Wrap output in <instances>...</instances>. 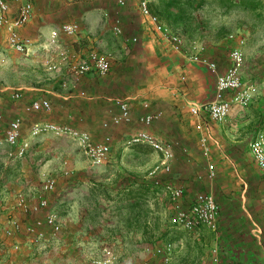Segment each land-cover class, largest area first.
<instances>
[{
	"label": "crops",
	"instance_id": "0c3cea01",
	"mask_svg": "<svg viewBox=\"0 0 264 264\" xmlns=\"http://www.w3.org/2000/svg\"><path fill=\"white\" fill-rule=\"evenodd\" d=\"M118 1L24 0V3H31L33 13L30 21L19 32L23 36L34 37L35 42L41 36L47 38L49 31L60 23H77L80 30L78 35L67 39L74 42L72 48L78 51L77 54L82 46L87 48V55L94 46H114L111 31L114 21L119 20L122 34L113 35L123 55L112 59L108 56L110 72L103 77L89 73L77 84L72 80L63 82L62 86L69 89L67 95L61 96L65 100V121L92 137L94 127L103 128L104 123L110 122L111 117L118 114L115 102L127 100L131 122L119 126L109 125L112 144L125 141L138 131H146L157 140L169 144L173 160L167 180L183 188L180 205L186 208L198 193H210L219 206V224L215 232L205 228L185 231L170 225L158 234L155 233L152 213L148 212L153 199L150 197L152 189H148L146 182L134 177V181L127 182L121 177L120 183L116 185L118 197L106 198L96 189L91 194L79 196L75 187L79 183L87 185L86 180L79 181L81 177H78L75 181L72 177L66 183L69 186L66 195L69 197L65 199V206L60 205L62 199L56 193L45 195L50 199L51 209H65L66 216L62 222L67 228L65 235L71 241L68 247L70 252L73 253V248L80 246L77 247L80 253L90 245L88 241L102 236L98 229L94 230L93 226L88 225L89 218L94 220V215L105 217L103 210H107L104 207L113 206L116 210L114 215L119 217V221L115 230L111 231L113 234L107 237L110 236L117 243L137 238L139 243L143 242L146 246L158 234L156 238L160 237V245L171 241L174 245L169 264H264V170L259 169L252 160L248 147L258 132H264V0L257 1L256 10H250L245 0H235L232 6H219L220 14L230 16L227 21L221 25L216 23L215 26L201 17L200 10L204 6L193 12L195 3L183 6L184 0H181L179 6L171 7L168 5L169 0H150L151 15L182 36L184 47L179 51L170 47L153 30L152 22L142 16L138 7L141 0H121L123 5L120 6ZM9 5L10 15L14 17L19 6ZM196 13H200V17H196ZM249 13L254 15L252 22L247 19ZM255 29L258 30L257 36ZM231 34L234 35L233 40L228 38ZM0 38L6 42L4 31H0ZM133 38L136 39L135 43L131 41ZM240 40L244 54L241 77L244 82L248 81L257 87L254 101L247 107L233 105L221 123L211 121L204 111L199 116L192 115L191 107L204 104L213 97L214 75L205 67L192 63L189 57L195 51L186 47L205 46L201 55L216 64L218 73H223L230 64V49L238 46ZM126 43L133 46L131 51H124ZM249 45L258 47L255 58L263 57L257 59L258 63L253 65L251 71L247 61ZM247 76L249 80L245 79ZM9 90L0 88V126L4 128L15 118H22L19 141L23 138L25 128L29 131L30 126L41 121L42 116H45L42 120L61 121L52 115L46 119L47 114L44 113H24L26 105L41 99L36 89H25L18 101L11 99L12 92ZM148 113L159 114V117L150 126H144L138 119ZM203 137L207 139V155H204L200 144ZM93 139L100 141L102 136ZM130 152L135 159L144 155L137 148ZM5 159H8L6 155ZM209 164L213 166V178L208 176ZM30 169V166L23 168L0 159V206L12 204L11 208L20 221L21 211L14 208V187L18 188L17 192L25 191L34 196L40 188L36 175L32 176ZM133 171L140 174L142 169L135 167ZM69 174L65 172L66 176ZM129 189L141 195L126 194ZM8 195L13 196L11 198ZM29 216L24 225L42 219L44 212ZM172 228L175 230L172 231ZM214 256L218 259L217 263L212 261Z\"/></svg>",
	"mask_w": 264,
	"mask_h": 264
},
{
	"label": "built area",
	"instance_id": "2783aa9c",
	"mask_svg": "<svg viewBox=\"0 0 264 264\" xmlns=\"http://www.w3.org/2000/svg\"><path fill=\"white\" fill-rule=\"evenodd\" d=\"M150 0H141L139 2V11L144 18L150 20L153 24V30L158 33L170 47L180 50L184 47L181 35L173 32L170 28L156 20L151 15L149 9ZM118 5H123L122 1H118ZM33 7L31 3L20 4L14 17L10 15V5L6 0H0V31L6 33V44L8 48L19 55L27 56L34 47V41L30 37L23 36L19 30L24 27L31 19ZM77 23H62L51 29L45 42V50L56 56V62H46V71L50 73L60 72L64 69V74L77 84L81 79L89 73H94L100 77L106 76L110 72V61L107 56L100 54L95 50H91L83 59H77L70 54L65 48L63 39L75 37L79 33ZM114 35H121L122 30L119 20L114 21L112 28ZM229 40L234 39V35H229ZM133 43L136 39L131 40ZM242 40L238 42V46L231 48L229 51V66L223 73H218L216 64L207 57L202 56L203 48L195 49V53L189 57L194 64L205 67L214 75V94L206 103L194 105L190 112L194 116H199L204 111L209 119L213 122L221 123L227 118L233 105L247 107L250 105L257 94V87L253 84H247L243 81L242 67L244 63V54L242 52ZM22 98L20 91H14L11 99L18 101ZM119 112L111 117L110 122L102 125L103 129H107L109 125L119 126L131 122L130 106L127 100H117ZM26 115L35 113L50 114L52 105L47 99H35L23 109ZM159 114H145L138 119V122L144 126H150ZM2 117L0 115V122ZM23 119L15 118L10 121L6 127L0 126V149L3 146L8 147L6 157L11 160L25 159L28 151L31 149L33 140L44 135H51L55 138H65L76 144L87 162L97 167L104 164L110 155L112 139L110 135L104 134L100 141H95L91 135L85 131H81L73 126L63 123H56L48 120L34 122L25 138L20 139V130L22 129ZM207 139L203 137L200 144L203 148L204 155L208 154ZM126 144L146 145L151 148L157 155L159 160L147 172L152 187L159 190L161 196L166 198L171 205L170 224L177 229L185 231H194L198 229H208L215 232L218 229L220 210L216 204L213 195L210 193H198L195 195L188 207L183 208L180 200L183 197L184 190L180 186L174 185L171 181L164 179L170 176L173 160V152L171 146L163 141L157 140L146 131H138L131 135ZM249 153L257 167L264 170V132H258L250 141ZM208 176L213 178V166H207ZM56 180L52 177L43 179L39 192L36 196L32 193L18 192L15 194L14 208L20 210L24 215H37L44 212L42 219H35L33 223L21 225L20 222L12 216H8L2 227L3 237L9 239L17 233H24L28 242L33 246H42L43 243L49 242L50 239L56 238L62 230L63 223L57 211L51 209L45 195L55 190ZM264 216V211H263ZM45 248V246H43ZM20 246L12 245V251L18 252ZM155 257L160 259L161 264H169L173 244L170 242L160 246L146 248ZM213 263H217L216 256L212 258ZM9 264H31L29 262L11 261ZM89 264H151L147 260H141L137 263L117 262V258L113 251L107 247L102 248L100 254L91 259Z\"/></svg>",
	"mask_w": 264,
	"mask_h": 264
},
{
	"label": "rangeland",
	"instance_id": "374dc122",
	"mask_svg": "<svg viewBox=\"0 0 264 264\" xmlns=\"http://www.w3.org/2000/svg\"><path fill=\"white\" fill-rule=\"evenodd\" d=\"M8 1H11L9 4H15V6H19L20 3H24V0ZM251 1L256 2L258 0ZM184 2L185 0L183 1V4ZM194 3L195 8L193 12H196V10H200V8L199 6H196L197 1H195ZM202 6L205 7L204 9L200 10L202 15L200 13H196L194 15L196 17H200L201 15L203 19H207V21L211 22V25L213 26H215L216 23H219L221 25L222 23L227 21V17L230 16L220 14L218 10L219 4L216 0H204ZM235 16L236 14L233 15V17ZM253 16V14L249 13L247 19L252 22L254 20ZM260 26H262V24H260ZM255 30V36H257L258 30ZM262 30H260V33H263ZM115 36L113 35V33L111 34V40L114 46L110 47L98 45L92 47L90 51L95 50L104 56H111V59L113 57L121 55L122 52L120 51V47L116 44L117 39H115ZM31 39L35 38L33 37ZM45 39L46 36H41L40 38H38V40L34 42V47L32 48V51L29 53V55L24 56L10 50L6 42L3 41L2 38H0V88H8L10 89L9 92L12 93L18 90L22 93L25 89H36L35 91L40 94L39 98L47 99L52 105V112L50 114H47L46 119L47 117L52 115L53 118L57 117L59 120H61L58 123L70 125L65 121V100L61 98V96H65L69 93V89L63 87L62 84L64 81L68 82V80L70 79L66 74H64L63 68L62 71L55 73L46 71L45 63L52 61L56 62L57 58L55 55L45 50ZM63 43L70 54H75V58L83 59L86 56L85 51L87 50V48H84L82 46L79 47L81 54H77L78 51L73 50L72 48L74 42H72L71 39L64 38ZM196 46L197 45H190L187 46L186 49H190V51H195V49L200 47L203 48V51H205L206 49L205 46ZM82 48H84L83 51ZM132 48V45L126 43V46H124V51H131ZM248 48L249 54L247 56V61L249 64V70L251 71V68L253 69V65H257V59H261L263 57L260 56L259 58H255V50H257L258 48L257 46L249 45ZM110 49H114L115 51H111ZM224 49L226 50L227 48ZM129 53L130 52H128V54ZM247 74H249L248 70ZM245 79L249 80V77L247 76V78ZM247 84L249 85L253 83L247 81ZM43 118H45V116H42L40 120H42ZM94 130L95 132H92V135L94 137H103L104 134H108L111 137V133L109 132L110 130H108V128L103 129L100 127H94ZM27 132L28 128H25L22 133L23 138L27 137ZM136 148L144 152V155L139 159L133 158L130 152L131 149ZM8 149L9 148L6 146H3L0 149V159L2 161L12 163L13 165H19L23 168L27 166L32 167L30 171L33 172L32 176L33 174L36 175L35 178L38 186L41 185L43 179H45L46 177L54 178L56 180V187L55 190L50 193V195L52 196V194L54 195V193L59 195L58 198L60 200L62 199V203L60 205L64 206L66 197H69L66 195V189L67 187L69 188L66 183H68L72 177V179H74L75 181L78 177H81L79 181H81L82 179L86 180L87 185H81L79 183L77 186L79 188L77 189V187H75V192L79 196L86 195L87 193L91 194L92 192H94L93 190L96 189L101 196H104L106 198L109 196L110 198H117L118 187L116 186V183H120L121 177H124L127 182L134 181V178H136L150 185V180L149 178H147V172L159 160V156L157 160V154L153 153V151H151L147 146L141 144L140 146H129L126 144V140H123L117 144L115 143V145H113V151H110L108 160L104 164L97 167H93L87 162L74 142L65 138H55L51 135H44L36 140H33L31 149L28 151L25 159L22 160H6L5 155ZM135 167L141 168L142 172L140 174H136L135 171H133ZM65 172H68L70 174L66 176ZM81 172L83 173L81 174ZM163 178L169 179L170 177L165 176ZM18 185L21 186L20 181H18ZM14 188L15 196V194L18 193V188ZM20 192L24 193L25 191ZM8 196L12 198L13 195ZM150 197L153 199V202L151 203L152 208L149 209L148 212L149 214L152 213L151 218L155 221V233L159 234L163 231L162 229H165L166 226L169 227L171 225V205L166 198L161 196L159 190H153V194H151ZM49 201L50 199L48 200V202ZM10 203H12V200ZM11 206L12 204L0 206V264H9L13 260L17 262L26 261L31 264H75L76 262V264H87L89 263V261H91L92 258L100 254L99 252L102 247L111 249L116 256L118 263L123 261L137 263L141 260H147L151 264H161L158 257H155L153 254L146 251L147 247H155L156 244H159L156 246H160L161 242H158L160 240V237L156 238L158 234H155L152 243L150 242L146 246L143 242L139 243V239L137 238L127 239L126 241L117 243L115 242V240L110 238V236L109 238L107 237L108 234H113L111 231L115 230V228L117 227L116 223L119 221V217L116 216V218L114 215V212H116V210L113 206L111 208L109 206L108 208L104 207V209L107 210V212L103 210L105 217H103L102 215H100L99 217H97V215H94V220H91V218H89L88 225L91 227L93 226L94 228L92 229L94 230L98 229L99 233L102 236L88 241L90 242V245L84 247L83 251H80V253L77 248L80 246L73 248V253L70 252L68 247L71 241H69V239L65 235V233L67 232V228H65L66 226L64 224L59 235L56 238H53V240L50 239L49 242L43 243L42 246H33L32 244H30V242H28L27 240V237L22 232L15 234L12 238L9 239L3 237L1 229L3 227V224L5 223V218H7L8 216L15 217L21 225H24V222L30 218L29 215H24L21 212L20 221ZM1 207L3 209H1ZM142 209L145 211V207H143ZM64 210L65 209L57 210L61 217V221L62 218L64 219L66 216ZM91 212L93 213L94 211L91 210ZM91 212L90 215H92ZM173 230L175 229L172 228V231ZM170 243H172V241ZM14 244H18L20 246V250L18 252H13L11 250L12 245ZM43 246H45V248H43ZM144 246L145 248H143Z\"/></svg>",
	"mask_w": 264,
	"mask_h": 264
},
{
	"label": "trees",
	"instance_id": "16d2710c",
	"mask_svg": "<svg viewBox=\"0 0 264 264\" xmlns=\"http://www.w3.org/2000/svg\"><path fill=\"white\" fill-rule=\"evenodd\" d=\"M195 1H197L196 6H199V7L202 6L204 3V0H185L183 5L184 6H192V4ZM216 1L219 4V6L226 7V6H232V4H233L232 2L235 0H216ZM180 2L181 1H179V0H169L168 5L171 7H177V6H179ZM239 2H241V1H239ZM245 3L249 6V8H251L250 10H256L257 9V6H258L257 1L255 2V1H251V0H245ZM233 6L235 7V5H233ZM116 185L118 186V183H116ZM148 189H152L150 192H152V194H153V190H155V189L152 187L151 182H150V185H148ZM131 193L134 194V191L129 189V190H127L126 194L132 195ZM138 194H140V193L136 192L134 195L136 196Z\"/></svg>",
	"mask_w": 264,
	"mask_h": 264
}]
</instances>
